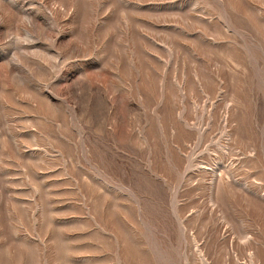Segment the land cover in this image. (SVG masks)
<instances>
[{"label": "rangeland", "instance_id": "obj_1", "mask_svg": "<svg viewBox=\"0 0 264 264\" xmlns=\"http://www.w3.org/2000/svg\"><path fill=\"white\" fill-rule=\"evenodd\" d=\"M0 264H264V0H0Z\"/></svg>", "mask_w": 264, "mask_h": 264}]
</instances>
